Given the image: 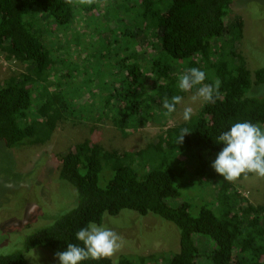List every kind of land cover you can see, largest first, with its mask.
Wrapping results in <instances>:
<instances>
[{"label": "trees", "instance_id": "obj_1", "mask_svg": "<svg viewBox=\"0 0 264 264\" xmlns=\"http://www.w3.org/2000/svg\"><path fill=\"white\" fill-rule=\"evenodd\" d=\"M126 1L131 0L122 3ZM136 1L139 10L134 26L140 52L117 63L123 90L101 92L102 110L85 106L81 112L76 111L75 96L68 97L59 88L61 80L68 87L72 78L76 81L82 76V57L76 54L77 70H65L66 58L55 56L65 48L57 44L58 39L49 38L41 24L47 16L61 28L70 26L75 18L73 0H0V52L27 68L25 73L0 81V142L7 149L46 143L67 114L92 122L111 119L121 132L130 125L138 127L153 116L151 96L144 86L151 83L152 93L161 101L183 96L178 78L192 67L205 71L207 83L220 81L213 102L204 101L190 120L166 127L146 148L108 150L86 138L58 153V178L75 187L76 204L51 224L28 234L22 250L0 254V264H26L24 253L35 247L57 253L66 250L68 243L80 244L75 239L79 229L93 222L101 225L105 216H117L125 209L142 216L156 215L178 228L179 249L170 256L169 264H196L195 234L214 241L213 264H264V203L249 202L234 180H224L211 167L223 147L215 140L233 123L247 121L264 129V65L249 69L238 50L244 20L231 10L228 13L234 0ZM82 7L86 12L96 9L94 3ZM89 26L96 31L93 24H86L87 29ZM128 33L124 30V35ZM74 39L71 43L81 52L88 49L81 37ZM52 75L59 77L53 83L56 91L48 87ZM35 84L42 102L31 114ZM105 87L107 84L97 88L103 91ZM113 99L119 106L112 108ZM185 129L188 133L177 142ZM102 171L108 177L104 186L98 184ZM186 171L190 185L196 181L216 184L212 192L218 198L217 213L202 206L192 216L188 202L176 207L167 204L168 197L178 195L176 177ZM138 257L141 264L149 260V256ZM83 264L133 263L120 255L115 260L110 257Z\"/></svg>", "mask_w": 264, "mask_h": 264}, {"label": "rangeland", "instance_id": "obj_2", "mask_svg": "<svg viewBox=\"0 0 264 264\" xmlns=\"http://www.w3.org/2000/svg\"><path fill=\"white\" fill-rule=\"evenodd\" d=\"M89 3L95 4L93 12L83 10L82 6ZM72 5L75 18L70 26L61 28L47 16L41 22L46 35L58 39L55 40L57 44L61 49L65 48L55 55L66 58L65 70H77L74 62L76 54L80 59L82 57V76L76 81L72 78V86L69 84L68 87H65V80H61L62 86L59 89H64L63 93L68 97L75 96L76 111L80 109L82 112L85 106L102 110L100 107H103L105 93L123 90L121 74L118 73L119 59L132 58L140 52L137 47L140 39L135 35L134 26L139 8L136 0L124 4L122 0H73ZM230 10L241 15L244 20L243 37L238 50L246 58L248 68L254 70L264 65V0H234L228 13ZM83 20H88L87 25L93 24L96 31L91 30L93 27L90 26L87 29ZM124 30L129 31L128 35H124ZM74 37H81L86 42L88 49H83L85 52L71 43ZM26 71L23 63L13 58L6 59L0 52V81ZM56 76L49 78L48 87L52 91L56 88L53 83L59 78ZM207 80L208 77L204 83ZM105 84L107 87L103 91L97 88ZM150 85L144 87L151 96L152 106L149 108L153 116L138 127L130 125L125 132H121L111 119L92 122L82 118L74 119L67 114L57 123L50 139L44 144L7 149L0 142V254L22 250L28 234L51 224L76 204L75 187L58 178V153L86 138L108 150L135 151L146 148L159 135H163L166 127L184 121L183 110L186 106L193 109V115L204 103L203 100L193 101V92H188L183 95L184 100L177 106V111L167 114L161 107V98L152 93ZM33 91L31 114L38 110L42 102L37 98L39 86L35 84ZM87 97H91L89 102L85 101ZM111 106H119L116 99L111 101ZM181 157L178 155V158ZM183 158L182 163L188 164ZM105 176V172H100V186L107 182L108 177ZM188 178L189 171L176 177L178 195L168 197L167 204L176 207L182 202H188L192 216H197L202 206L217 213L218 198L212 192L216 184L196 181L190 185ZM234 184L249 202L264 203V177L252 174L236 178ZM101 223V226L121 238V247L111 257L113 260L121 255L133 264H141L138 257L141 255L149 256V260L143 264H169L170 256L179 249L178 228L156 215L142 216L125 209L117 216H105ZM193 237L197 246L196 264H213L210 255L215 248L214 241L203 234H195ZM24 258L26 264H59L56 252L43 247L32 248L24 253Z\"/></svg>", "mask_w": 264, "mask_h": 264}, {"label": "clouds", "instance_id": "obj_3", "mask_svg": "<svg viewBox=\"0 0 264 264\" xmlns=\"http://www.w3.org/2000/svg\"><path fill=\"white\" fill-rule=\"evenodd\" d=\"M205 71L192 67L178 78L180 92H193L192 100L213 102L218 95L220 81L204 83ZM194 90V91H193ZM184 100L181 95L165 97L161 107L167 114L177 111ZM193 109L186 106L183 119H191ZM187 130H182L177 142H182ZM216 143L223 145L211 167L226 181H233L242 173H254L264 177V129L250 122H236L223 131ZM80 244L68 243L64 251L56 253L59 264H83L85 261H100L110 258L121 247V238L112 230L96 223H89L75 233ZM82 245V246H81Z\"/></svg>", "mask_w": 264, "mask_h": 264}]
</instances>
